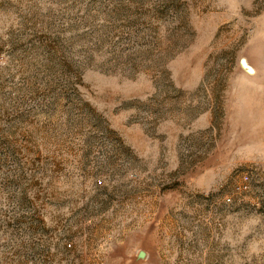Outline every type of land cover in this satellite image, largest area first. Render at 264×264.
Instances as JSON below:
<instances>
[{
  "label": "rangeland",
  "instance_id": "374dc122",
  "mask_svg": "<svg viewBox=\"0 0 264 264\" xmlns=\"http://www.w3.org/2000/svg\"><path fill=\"white\" fill-rule=\"evenodd\" d=\"M0 264H264V0H0Z\"/></svg>",
  "mask_w": 264,
  "mask_h": 264
}]
</instances>
